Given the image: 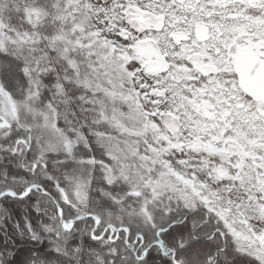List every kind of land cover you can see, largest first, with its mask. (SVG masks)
Wrapping results in <instances>:
<instances>
[{"label": "snow or ice", "instance_id": "6c2138e0", "mask_svg": "<svg viewBox=\"0 0 264 264\" xmlns=\"http://www.w3.org/2000/svg\"><path fill=\"white\" fill-rule=\"evenodd\" d=\"M0 264H264V0H0Z\"/></svg>", "mask_w": 264, "mask_h": 264}]
</instances>
